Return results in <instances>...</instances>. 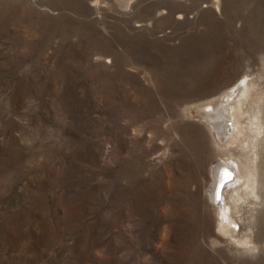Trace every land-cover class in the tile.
Here are the masks:
<instances>
[{
	"label": "rangeland",
	"instance_id": "1",
	"mask_svg": "<svg viewBox=\"0 0 264 264\" xmlns=\"http://www.w3.org/2000/svg\"><path fill=\"white\" fill-rule=\"evenodd\" d=\"M248 80L250 127L264 0H0V264H264V140L234 231L208 193Z\"/></svg>",
	"mask_w": 264,
	"mask_h": 264
},
{
	"label": "bare ground",
	"instance_id": "2",
	"mask_svg": "<svg viewBox=\"0 0 264 264\" xmlns=\"http://www.w3.org/2000/svg\"><path fill=\"white\" fill-rule=\"evenodd\" d=\"M239 79H237V81L235 80V82L229 85V87L230 88L233 87L235 83L238 82ZM256 92L258 93L256 95L257 97H255ZM262 96L263 93L257 88V83L253 80H248L246 81L243 87H240L239 85L238 87H236V89L233 92L227 93L226 94L227 100L221 101L219 102V104L217 103L218 105L212 106V110L206 112L205 114V117L209 121V125L211 126L208 128H210L213 141L219 147H226V149L229 151L230 154V155L228 154L230 157L223 163L217 159L213 162L212 165L213 177H211L212 181L210 184V189L208 190V193L211 194V201L213 202L214 205L217 204L216 209L217 211L220 212L219 221H220L221 230L224 229L223 231L226 232L234 231L235 228L232 225L237 224L236 223L237 220L235 221L234 216L230 212L232 210L233 205L231 206L228 199L230 197H232L231 199L238 198L240 193L238 189L249 183L250 179L248 177L249 175L252 176L256 169L255 163L257 156L259 154L258 147L260 146L261 142L264 140V121L261 116V111L259 110L256 111L254 109L255 111L252 114L251 123L249 122L250 127L246 126L243 123V117L250 112L251 110L250 107L252 105L255 106V102H257L258 104V101L260 100V98H262ZM230 99L235 102L234 122L236 123L235 126L236 132L232 136L226 137L227 130L228 128L230 129V127H228L229 124L227 123V119L231 117L228 111L229 109L226 104L230 103L229 102ZM259 103L261 104L262 102ZM249 128L250 131L254 132L253 135L254 139L252 142L253 143L252 147L254 151L252 150L253 151L252 156L249 155L246 158L243 155L244 154L243 150L245 151V148L242 147L243 153L239 154L240 151L238 153L235 152L234 145L237 146L241 144L242 138L247 135L246 133ZM241 155H243L245 159H247V161L243 162L242 161L243 157L241 158ZM235 167H237V169ZM236 170L238 172H236ZM241 179H243L244 181L241 182ZM218 197L222 199L220 203H218L220 201ZM222 201H223V205L221 206Z\"/></svg>",
	"mask_w": 264,
	"mask_h": 264
},
{
	"label": "water",
	"instance_id": "3",
	"mask_svg": "<svg viewBox=\"0 0 264 264\" xmlns=\"http://www.w3.org/2000/svg\"><path fill=\"white\" fill-rule=\"evenodd\" d=\"M232 176V175H231ZM220 199V197H218Z\"/></svg>",
	"mask_w": 264,
	"mask_h": 264
}]
</instances>
